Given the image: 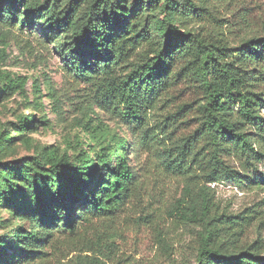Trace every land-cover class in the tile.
Returning <instances> with one entry per match:
<instances>
[{
    "label": "trees",
    "instance_id": "obj_1",
    "mask_svg": "<svg viewBox=\"0 0 264 264\" xmlns=\"http://www.w3.org/2000/svg\"><path fill=\"white\" fill-rule=\"evenodd\" d=\"M146 1L156 16L129 14L127 0H0V35L40 22L65 72L90 88L87 108L139 131L146 151L182 178L176 218L197 228L196 264H264L260 245L240 241L248 217L220 212L210 187L264 185V172L243 170L264 169V29L229 42L217 9L226 0ZM201 22L214 26H194ZM26 80L0 71V101L23 93ZM184 90L187 99L171 106ZM86 116L77 123L84 137L68 133L63 147L45 145L12 164L0 157V205L21 222L0 238V264L40 263L59 233L116 234L137 191L128 157L137 147ZM35 122L32 112L20 114L15 130H36ZM11 141L0 127V151Z\"/></svg>",
    "mask_w": 264,
    "mask_h": 264
},
{
    "label": "rangeland",
    "instance_id": "obj_2",
    "mask_svg": "<svg viewBox=\"0 0 264 264\" xmlns=\"http://www.w3.org/2000/svg\"><path fill=\"white\" fill-rule=\"evenodd\" d=\"M128 13L156 16L158 10L146 0H127ZM220 24L224 26L226 38L234 42L242 36L261 32L264 29V0H226L217 5ZM205 29L214 24L201 22ZM6 37L0 35V71L12 77L26 76L23 93H15L0 101V127L11 133L12 141L6 144L0 157L3 163L12 164L25 157L40 156L45 145L63 147L68 133L80 132L78 120L85 115L92 120L100 119L120 137L125 136L134 153L128 152L130 164L136 172L137 191L124 207L116 222V234L107 237H64L46 247V256L40 263L30 264H196V231L191 224L176 218V201L180 197L183 180L166 171L157 157L146 151L139 143L140 133H126L119 129L109 115L93 106L87 108L91 96L90 88L76 82L64 70L60 49L52 44L40 25L34 22L20 29L8 28ZM58 38L61 37L60 34ZM174 93L171 106L187 99ZM176 95V96H175ZM178 97V100H177ZM32 106L26 109V106ZM32 112L36 130L19 133L15 130L20 114ZM97 117V118H96ZM152 123V122H151ZM178 129L177 133H185ZM238 171L252 177L264 172L261 165L257 171ZM21 185V183H20ZM214 200L219 211L243 213L248 224L243 228L240 241L257 243L264 251V185L238 184L224 180L212 183ZM14 208L0 205V238L11 236L15 225L20 224ZM22 224L28 225L26 221Z\"/></svg>",
    "mask_w": 264,
    "mask_h": 264
}]
</instances>
